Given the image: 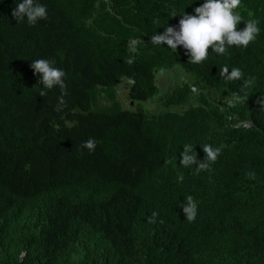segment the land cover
Here are the masks:
<instances>
[{"label":"trees","instance_id":"obj_1","mask_svg":"<svg viewBox=\"0 0 264 264\" xmlns=\"http://www.w3.org/2000/svg\"><path fill=\"white\" fill-rule=\"evenodd\" d=\"M19 2L0 0V264H264V0L234 10L259 21L253 42L199 64L151 37L204 1L38 0L48 12L35 26L13 18ZM40 58L66 73L60 112L58 86L39 95ZM224 66L254 85L222 80ZM123 78L158 109H124ZM234 93L246 99L230 105ZM89 138L91 153L79 149ZM185 144L201 161L205 144L222 151L197 174L180 164Z\"/></svg>","mask_w":264,"mask_h":264},{"label":"clouds","instance_id":"obj_2","mask_svg":"<svg viewBox=\"0 0 264 264\" xmlns=\"http://www.w3.org/2000/svg\"><path fill=\"white\" fill-rule=\"evenodd\" d=\"M201 1H204V3L194 9V15L188 13L181 15L182 18L179 20L178 28L167 26L162 34H153L151 37L152 44L167 45L174 52L182 46L186 50V55L189 56L188 63L199 64L207 59L210 48L212 52L224 55L227 49L233 46L247 47L259 35L258 20L249 19L244 22L239 12H234L240 6L242 0ZM47 12V8L39 3L38 0H22L12 10V16L18 24L24 22L26 19L29 25L35 26L38 21L47 19ZM171 15L173 18L177 16L174 9ZM153 23H159V21L155 20ZM136 44L137 41L133 40L130 42V47H135ZM125 63L131 65L134 63V59L129 58ZM30 67L35 74L40 76L38 84L43 85V89L39 92L40 96H46L47 91L56 86L60 88L61 95L57 99L54 110L57 112L62 111L67 106L64 99L68 94L64 83L66 73L60 68L55 67L54 61L45 58L33 60ZM163 72L164 69L156 71L158 85L160 84L159 76L163 75ZM218 75L224 81H242V89H247L255 83V77L248 76L245 79L243 71L238 67H233L229 70L227 66H224L220 68ZM130 80L133 82L131 78ZM126 88L128 96L129 86L126 85ZM131 88L132 85L130 91ZM117 99L119 100L118 93ZM245 99L246 97H241L239 94L234 93L232 98L229 99V104L234 106L236 102H242ZM119 102L121 103L120 100ZM257 104L261 106L260 109L264 110V95H261L257 99ZM96 144L97 142L94 138H89L79 145V149L87 150L91 153L95 151ZM183 149V152L180 153L182 157L180 160L181 166L192 168L197 174L201 171L208 170L210 164L217 161L222 151L221 147H213L210 144H205L202 146L205 157L201 161L198 160L197 154H193L194 150L191 144H185ZM165 163L170 164L172 161L167 160ZM194 165L196 166L195 168H193ZM180 207L183 209L186 221H195L198 213V205L191 195L185 197V203L180 205ZM157 215V212H153L149 218V222H154Z\"/></svg>","mask_w":264,"mask_h":264},{"label":"rangeland","instance_id":"obj_3","mask_svg":"<svg viewBox=\"0 0 264 264\" xmlns=\"http://www.w3.org/2000/svg\"><path fill=\"white\" fill-rule=\"evenodd\" d=\"M179 77H180L179 80H181V81L188 80V78L185 74L180 75ZM171 78H173V73H166V74L159 76V81H160L162 93H165L171 89V87H172ZM126 85L129 86L128 96H127ZM131 85H132V81L130 79H123L120 81V83L117 87L118 98L121 101V103L123 102L122 105L124 104L123 105L124 109L130 110V111H136L137 108H139L140 106L142 108H148L149 107L150 109H158V104L156 102L150 103L151 101H147V102H145V101H131V99H129L130 98V87H131ZM129 100H130V105H129Z\"/></svg>","mask_w":264,"mask_h":264}]
</instances>
